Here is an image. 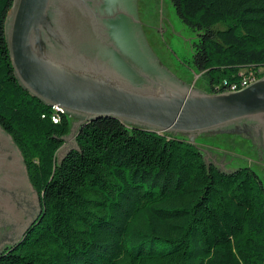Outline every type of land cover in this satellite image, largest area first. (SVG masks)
I'll return each instance as SVG.
<instances>
[{
    "label": "trees",
    "instance_id": "obj_1",
    "mask_svg": "<svg viewBox=\"0 0 264 264\" xmlns=\"http://www.w3.org/2000/svg\"><path fill=\"white\" fill-rule=\"evenodd\" d=\"M0 0V126L20 149L41 212L0 264H264V182L220 169L185 137L110 118L83 124L18 84ZM195 35L190 65L207 92L264 75V0H169Z\"/></svg>",
    "mask_w": 264,
    "mask_h": 264
},
{
    "label": "water",
    "instance_id": "obj_2",
    "mask_svg": "<svg viewBox=\"0 0 264 264\" xmlns=\"http://www.w3.org/2000/svg\"><path fill=\"white\" fill-rule=\"evenodd\" d=\"M158 22L159 0L12 1L4 36L18 84L73 119L58 161L77 148L78 129L101 117L181 135L190 143L203 134L247 139L254 127L264 149V75L234 92L195 88L192 74L161 42ZM161 31L192 68L195 35L169 0H162ZM40 212L21 151L0 126V230L15 229L14 236L0 238V254L23 237Z\"/></svg>",
    "mask_w": 264,
    "mask_h": 264
},
{
    "label": "rangeland",
    "instance_id": "obj_3",
    "mask_svg": "<svg viewBox=\"0 0 264 264\" xmlns=\"http://www.w3.org/2000/svg\"><path fill=\"white\" fill-rule=\"evenodd\" d=\"M176 15V13H175ZM177 16V15H176ZM161 17H162V0H159V22L158 30L160 34V40L167 50L172 54L176 61L192 74V80L190 85L193 87L204 90L207 92V85L205 79H203L201 73L195 74L193 69L187 64L181 61L171 47L166 43L161 31ZM178 18V16H177ZM179 19V18H178ZM192 56V55H191ZM185 139H187L185 137ZM249 141L241 136L232 134H203L195 139L192 143L195 147L202 150L207 162H211L218 166L220 169L227 171L234 170L240 167H249L255 171V165L253 159L255 154L249 151ZM66 143L65 145H67ZM223 159V160H220Z\"/></svg>",
    "mask_w": 264,
    "mask_h": 264
},
{
    "label": "flooded vegetation",
    "instance_id": "obj_4",
    "mask_svg": "<svg viewBox=\"0 0 264 264\" xmlns=\"http://www.w3.org/2000/svg\"><path fill=\"white\" fill-rule=\"evenodd\" d=\"M249 135L246 136L249 143V151L254 156L253 164L255 165V172L259 174L262 181L264 182V149L262 144V136L260 132L254 127L248 128ZM223 160V159H220ZM251 169V168H250ZM0 238H10L15 235V229L12 226H7L5 228H1L0 230Z\"/></svg>",
    "mask_w": 264,
    "mask_h": 264
},
{
    "label": "built area",
    "instance_id": "obj_5",
    "mask_svg": "<svg viewBox=\"0 0 264 264\" xmlns=\"http://www.w3.org/2000/svg\"><path fill=\"white\" fill-rule=\"evenodd\" d=\"M260 71H249L248 73H243L240 75L239 79L236 81H226L223 80L221 83V87L216 90V92L222 91H237L240 90L249 84L253 83L257 79L260 78Z\"/></svg>",
    "mask_w": 264,
    "mask_h": 264
}]
</instances>
